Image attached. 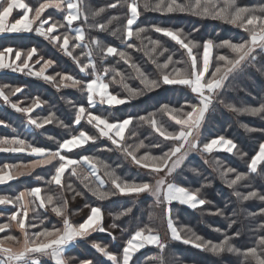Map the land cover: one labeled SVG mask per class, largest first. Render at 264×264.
Masks as SVG:
<instances>
[{
  "label": "snow or ice",
  "instance_id": "snow-or-ice-1",
  "mask_svg": "<svg viewBox=\"0 0 264 264\" xmlns=\"http://www.w3.org/2000/svg\"><path fill=\"white\" fill-rule=\"evenodd\" d=\"M127 9L126 21L122 26V35L120 28L110 30V34L120 39L122 44H126L128 49L144 51L149 60L158 70V78L150 77L141 66L133 61L132 56L115 46H104L97 38L88 39L84 27L75 28L74 23L83 21L89 28H95L98 31H109V25L114 21L121 19L120 16H111L106 23H92L89 20L99 17L108 9L125 8ZM144 11L159 12L161 14L185 13L199 18H210L219 20L226 24L233 25L243 29L248 33V38L241 42H232L223 40L219 43L212 39L204 40L202 43L190 38V34L185 33L182 28L165 27L152 25L149 27H133L141 15L140 9ZM14 9L23 10V15L16 19L14 23H7L8 18ZM48 9H55L64 13L63 20H53L52 17L42 19L43 14ZM47 25V27H45ZM58 29H66L60 35H54ZM197 29H194V31ZM156 32L170 38L179 48L184 51L186 60H174L172 55H168L163 63L158 62V57L163 56L169 50L161 44L159 40L152 39L148 33ZM43 37L54 45H57L64 55L73 59L79 67L81 73L91 75V79L84 81L68 74L57 72L55 75H46V69L54 63L51 59H44L42 56L35 63H43L39 71H33L30 61L38 55V49L32 47L26 52L14 50L6 47L0 51V70H10L13 73L19 72L25 75L34 76L45 82L53 84L57 89L62 87L78 88L86 93L87 105H81L75 108L74 123L79 125L87 117V123L92 125L98 133L89 134L81 130L78 135H71L70 138L59 142L56 150H50L45 147L34 146L26 139L19 136L0 138V152L27 153L37 157L31 164L17 165L4 164L0 167V185L7 184L9 181L18 179L23 175H31L33 169L56 162L54 174L46 181L48 185H55L64 189V176L66 171L71 170L70 174L76 177L83 185V188L90 192L99 201H105L117 194L125 196H139L141 194L151 195L157 206L170 205L172 202H179L181 205H187L191 209L203 210L211 201L204 194L203 189L208 185H201L195 190L179 186L176 181L178 170L188 158L190 153L201 152L210 154L214 150L223 149L228 153H233L244 158L247 154L241 152L238 145L229 138L221 135L201 146L200 135L201 128L206 122L208 115L215 109L217 103L222 105L228 111L237 115H247L250 117H259L264 120V101L259 106H237L233 102L222 99L223 90L227 87L226 82L241 74L248 66L256 67L258 54H264V5L259 6H240L238 0H115L114 3L106 7L95 9L88 0H43L38 6L31 7L24 0H0V33H31ZM74 32L75 35H70ZM133 38L140 41L137 47L130 43ZM74 41V42H73ZM88 41V42H86ZM147 41V43H145ZM77 48L88 58L87 63H81L80 57L74 55ZM202 48V52L199 49ZM226 49L228 54H215L214 50ZM100 53V62L103 63L106 56H118L125 64L129 65L135 72V78L143 85L141 89H135L126 82V77L120 71L110 68H104L100 72L97 68V62L93 58V51ZM195 50V51H194ZM14 52V58L12 54ZM20 61V63H17ZM216 62L214 70L210 69L213 62ZM177 65H183L177 66ZM171 66V71L169 68ZM89 70H91L89 72ZM257 71L264 72V67L257 68ZM109 72H114L110 83L122 86L127 93L124 98H118L116 94L109 91V83L105 82V77ZM210 72V75H206ZM57 77L59 81L57 82ZM119 77V79H117ZM162 85H182L194 94L196 102H186V107L176 108L167 104L162 105L159 113L174 121L179 126V131H169L165 123L157 119V113H149L147 116L132 117L129 116L122 120L110 122L107 117L94 115L89 108H94L97 103L101 105L117 106L131 102L145 92H150L160 88ZM22 87H11L7 84L0 85V100L9 105L16 112L22 113L27 117V124L35 129H42L45 125L57 123L58 126L67 128L68 125L57 119L54 114H49L44 118H33L32 113L36 108L41 107L45 101L39 97L33 99L27 107L20 106L19 103L11 100L12 96L22 92ZM71 103V101H69ZM134 120L149 125L152 130L165 141H173L174 144L162 155H153L145 151L143 155L137 153L146 147L144 141L135 145H127L125 141V131ZM0 125L8 126L3 120ZM249 133L264 132V129L249 127L247 124L241 125ZM135 136V132H130ZM106 137L116 146L124 155L130 157L132 162L143 169H147L156 178L154 181L129 182L123 180L107 164L96 156L83 155L79 159L70 158L63 153L71 152L73 149L81 148L89 142L95 143L98 138ZM48 139H54L49 136ZM152 147L159 148L160 144H153ZM215 170L227 184V187L233 189V195L238 201L259 200L264 202V194L257 190H251L242 193L236 189L241 186V182L248 184L253 179V174L260 171V166L264 165V142L259 144V150L250 159L247 164V172H238L233 167L223 165L219 160L213 161ZM84 165L88 166L86 171ZM103 171L107 182H110L115 191H105L106 180L98 175ZM195 171V169H193ZM163 173V175H160ZM234 174V178H230ZM37 180L43 179L41 176ZM69 190L75 192L72 197H83L84 192L73 189L72 185H67ZM46 191V190H45ZM0 205H11L15 208L9 216L7 222L0 223V233H5L13 224L23 235L21 241L15 235H4L0 237V264H41L40 258L47 257L53 264H72L75 257L66 255V251L71 246L76 245L78 241L86 240L92 233L106 232L104 227V213L99 206H91L90 213L83 222L74 224L70 220L69 201L63 196L52 194L42 195L41 187H33L19 192L16 196L0 195ZM50 208L57 218L62 221V227L45 226V219H39L38 209H44L47 212ZM132 211L128 208L119 212L114 219L126 216ZM30 213L33 217L30 219ZM213 215L225 216L223 209L217 208ZM4 213L0 212V216ZM109 215H112L109 213ZM167 219V231L170 233L172 241H179L185 245H192L194 248L211 253L214 256H223L232 254L242 257L240 264H264V235L258 237L254 246L241 250L233 240L238 238L240 233L228 235L226 231L222 234L224 238L214 243L196 234L191 228H177L171 215V209L165 208ZM234 215H238L234 213ZM264 216V208L259 212H249L248 216ZM39 223H36V220ZM237 221L232 219L228 225L231 228ZM39 229L32 231V229ZM109 228H118L116 223L109 225ZM264 230V223L258 226ZM214 231L221 233L222 230L215 228ZM111 236L112 233L108 232ZM115 240V237H112ZM6 242L12 245L19 244V250L13 246H6ZM146 245H154L160 249L161 254L166 248L159 233L153 228L145 225L138 228L131 237L124 243L122 253L115 254L109 250L106 245L93 242L91 247L105 257L111 264H130L135 253L139 252ZM152 259L158 260L159 264H165L163 256H155ZM79 264H95L92 260H80Z\"/></svg>",
  "mask_w": 264,
  "mask_h": 264
},
{
  "label": "trees",
  "instance_id": "trees-1",
  "mask_svg": "<svg viewBox=\"0 0 264 264\" xmlns=\"http://www.w3.org/2000/svg\"><path fill=\"white\" fill-rule=\"evenodd\" d=\"M24 1L33 8L38 6L40 2H43V0ZM88 2L93 8L98 9L114 3L115 0H88ZM238 4L240 6H259L264 5V0H238ZM140 11L141 15L137 24L133 26L134 28L137 26L150 28L152 25L182 28L185 33L190 34V38L201 43L207 39H212L214 42L219 43L226 39L232 42H241L248 38V33L243 29L219 20L199 18L185 13L165 15L159 12L144 11L143 8ZM63 15L62 12L56 11H47L45 13V16L61 21L63 20ZM16 16H18V13H14L12 18ZM111 16H120L121 19L110 24L109 31L101 32L95 28H89L82 20L77 21L75 24H80L85 28L89 40L97 38L104 46H115L120 50L128 52L132 56L133 61L141 66L142 70L150 77L158 78L159 73L156 66L149 60L144 51L128 49L126 44H122L119 38L110 34L111 29L120 28L121 32L118 33V36L122 35V26L127 16L126 7L108 9L95 18V20L90 19L89 24L106 23ZM194 29L197 30L194 31ZM64 31L66 29H58L54 32V35H60ZM70 35L72 34L70 33ZM148 35L152 39L159 40L163 47L169 50L163 56L157 58L159 63H163L168 55H172L174 60H186L184 51L170 38L152 31ZM129 42L137 47L140 46V41L135 38ZM6 47H12L14 50H21L23 52L36 47L38 55L32 58L33 61L39 59L40 56L54 61L53 65L47 69L46 75H55L59 72L61 74L72 75L84 81L92 78L91 75L81 73L73 59L64 55L57 45L52 44L41 36L29 33L2 35L0 36V51H3ZM83 51L85 50L77 48L74 52V55L80 57L82 64L88 62V58L82 54ZM199 51L202 52V48ZM214 53L232 55L226 49L214 50ZM99 57L100 53L94 50L93 58L96 60L97 68L100 72H103L104 68L115 69L125 75L126 82L130 87L135 89L143 88L139 80L132 78L135 76L134 70L118 56H106L103 63L100 62ZM255 63V68L248 66L241 74L226 82L227 87L222 92V99L233 102L237 106H259L264 101V72L257 71V68L264 67V54H258ZM177 66L182 67L183 65ZM215 66L216 62L214 61L210 71L214 70ZM169 71H171V66ZM113 75L114 72H109L105 77V82L109 83L111 93L116 94L119 98H124L127 96L124 88L118 84L110 83ZM206 75H210V72ZM58 81L59 77H57ZM5 84L11 87H22L21 93H17L11 97L13 102L19 103L22 107L29 106L36 97L45 101L41 107L34 110L32 113L33 118H44L49 114H54L58 120L63 121L68 127L63 128L58 126L57 123H52L45 125L42 129H35L33 126L27 124V117L24 114L16 112L1 100L0 120H3L8 126L0 125V138L19 136L33 143L34 146L45 147L54 151L58 148L59 142L70 138L71 135H78L81 130L89 134L98 135L94 127L87 123V117L79 125L74 123L75 108L81 105L86 108L88 107L86 93L81 92L78 88L62 87L57 89L53 84L37 77L17 72L13 73L9 70L0 71V85ZM186 102H196L194 94L188 88L182 85H162L158 89L145 92L144 95L131 100L129 103L111 107L97 103L94 108H89V111L95 115L107 117L110 122L122 120L129 116L136 118L147 116L149 113H157V119L162 120L169 131H179V126L175 125L174 121L169 120L168 117L160 114L159 110L162 105L167 104L188 111L190 109L186 107ZM242 124L264 129V120L259 117L237 115L217 103L215 109L208 115L206 122L201 128V146L203 143L223 135L226 138L232 139L238 145L239 150L247 155L241 158L240 155L236 154V150L233 153L226 151H213L210 154L197 152L195 155L189 156L178 170L175 182L179 186L195 190L201 187V185H208V187L203 189V194L211 201V204L206 205L203 210L191 209L175 201L170 205L157 206L154 198L148 194H141L139 196L117 194L105 201H99L83 188V185L76 177L70 174V169L65 173L63 178L65 187L61 190L58 186L46 183L51 175L54 174L56 162L31 172V175H23L8 184L1 185L0 195L16 196L25 189L41 187L42 195L63 196L69 201L70 220L74 224L83 222L89 215L90 207H85L86 204L101 207L104 213V227L107 231L92 233L86 240L78 241L76 245L71 246L66 251V255L76 258L72 264H79L80 260L85 259L92 260L95 264H111L110 261L105 257L104 259L100 253L91 247L92 243L106 245L110 251L119 255L122 253L124 243L131 237L132 233L145 225L153 228L160 234L162 241L166 244V248L161 254L157 246H148L135 253L130 264H159V261L152 259V257L160 255L163 256L165 264H240L243 259L242 257L232 254H224L218 257L194 248L192 245L172 241L170 233L167 231L165 208L171 209L172 219L177 228H191L196 234L214 243H218L224 238L222 234L224 231L228 235H234L239 232V237L233 240V243L237 247L241 250H246L248 247L254 246L258 237L264 235V230L258 228L260 224L264 223V216L258 215L255 218H251L248 216V213L259 212L261 208H264V202L259 200L238 201L233 195V189L227 187L224 179L215 170L213 163V161L219 160L223 165L233 167L238 172H247V164L250 162L251 157L259 150V144L264 142V132L249 133L244 130L241 126ZM129 128L130 131H125L124 143L135 145L142 140L146 145L145 148L137 153L138 156L143 155L145 151L153 155H162L163 152L167 151L174 144L173 141L163 140V137L155 133L149 125L143 124L138 120H134ZM130 132H135L136 135L132 136ZM49 136L54 139H48ZM157 143L160 144L159 148L152 147L153 144ZM63 154L68 155L70 158L78 159L83 155L96 156L114 170L123 180L129 182H151L156 178L147 169L134 164L130 157L124 155L106 137L98 138L95 143L89 142L81 148H76L71 152ZM31 158V155L24 153L0 152V167H3L4 164L21 165L28 162ZM84 168L86 171L88 170L86 165H84ZM98 175L106 180L104 185L105 191H115L111 183L107 182L103 171L99 172ZM37 176H41L43 179L37 180ZM230 178H234V174H230ZM69 184L72 185L73 189L84 192V196L73 199L72 197L75 195V192L67 188ZM253 189L264 194V165L260 166V171L257 174H253V179L250 183L245 184V182H241V186L236 190L247 193ZM128 208L132 209L128 215L114 219L116 214ZM217 208L223 209L225 216L210 214L215 212ZM0 212L4 213L3 216H0V223H5L7 222V216L13 211L10 208H1ZM38 212L39 219H45L46 217L45 226L48 228H52L53 226L62 227V221L51 213L50 208L47 212L44 209H38ZM109 213L112 215H109ZM234 213L238 215H234ZM32 217L33 214L30 213L29 218L31 219ZM232 219H235L237 223L228 228ZM35 222L39 223V220L37 219ZM112 223H116L118 228H109V225ZM215 228L221 229L222 232L218 233L214 231ZM37 230L39 229H32V231ZM108 232H111L112 235L110 236ZM8 234L15 235L21 241L23 240V235L15 224L5 233H0V237ZM113 236L115 240H113ZM6 246L20 247L19 244L12 245L11 242H6ZM40 261L41 264H53L47 257L40 258Z\"/></svg>",
  "mask_w": 264,
  "mask_h": 264
},
{
  "label": "crops",
  "instance_id": "crops-1",
  "mask_svg": "<svg viewBox=\"0 0 264 264\" xmlns=\"http://www.w3.org/2000/svg\"><path fill=\"white\" fill-rule=\"evenodd\" d=\"M25 2V1H24ZM47 11H56V12H59V11H57V10H55V9H48V10H46L45 11V13L47 12ZM14 13H18V16H16L15 18H12V16H13V14ZM45 13L43 14V16H42V19H47L49 16H45ZM64 14V13H63ZM23 15V10H21V9H14V11H13V13L10 15V17L8 18V21H6L7 23H14L15 22V20L16 19H19L21 16ZM76 23V22H75ZM74 23V26L73 27H75V28H79V27H82L80 24H75ZM45 27H47V25L45 26ZM18 34H28V33H0V36H2V35H18ZM29 34H35V32H31V33H29ZM54 34V33H53ZM72 35H75V33L74 32H72L71 33ZM36 35V34H35ZM38 36V35H37ZM12 48V47H11ZM21 51V50H20ZM23 52V51H22ZM12 58H14V52H13V54H12ZM17 63H20V61H17ZM30 64H31V66H32V69H33V71H39L40 70V68L41 67H43V63L41 62L40 64H37V63H35V61H33V60H31L30 61ZM48 69V68H47ZM47 69H46V71H47ZM0 71H8V70H0ZM10 71V70H9ZM17 73H19V72H17ZM20 74H23V73H20ZM46 74V73H45ZM24 75V74H23ZM110 91V90H109ZM119 98V97H118ZM1 101V100H0ZM95 115V114H94ZM214 139V138H213ZM214 151H224L222 148L221 149H217V150H214ZM24 154H27V153H24ZM27 155H29V154H27ZM31 159L28 161V162H26V163H24V164H21V165H28V164H31L35 159H37V157H35V156H32L31 155ZM75 159H78V158H75ZM87 166V165H86ZM45 166H42V167H37V168H35V169H33L32 170V172H34V171H36V170H38V169H40V168H44ZM88 167V166H87ZM20 177H22V176H20ZM19 177V178H20ZM11 181H9L8 183H10ZM7 183V184H8ZM5 185V184H4ZM1 186V185H0ZM176 202V201H175ZM179 203V202H178ZM187 206V205H186ZM1 208H10V209H12V211H15V208L13 207V206H11V205H8V206H3V205H0V209ZM133 234V233H132ZM160 235V234H159ZM161 237V236H160ZM148 246H154V245H146L144 248H146V247H148ZM16 250H19V248L20 247H14ZM143 248V249H144ZM142 250V249H141ZM49 259V258H48ZM50 260V259H49Z\"/></svg>",
  "mask_w": 264,
  "mask_h": 264
},
{
  "label": "rangeland",
  "instance_id": "rangeland-1",
  "mask_svg": "<svg viewBox=\"0 0 264 264\" xmlns=\"http://www.w3.org/2000/svg\"><path fill=\"white\" fill-rule=\"evenodd\" d=\"M197 152H193V153H190L189 156H192V155H195ZM188 156V157H189ZM160 175H163V173H161ZM104 258V257H103ZM105 259V258H104Z\"/></svg>",
  "mask_w": 264,
  "mask_h": 264
}]
</instances>
